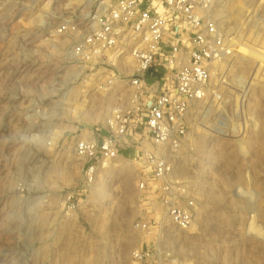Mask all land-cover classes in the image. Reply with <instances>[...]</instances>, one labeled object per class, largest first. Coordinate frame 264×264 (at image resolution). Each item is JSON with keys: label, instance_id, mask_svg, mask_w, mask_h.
<instances>
[{"label": "rangeland", "instance_id": "rangeland-1", "mask_svg": "<svg viewBox=\"0 0 264 264\" xmlns=\"http://www.w3.org/2000/svg\"><path fill=\"white\" fill-rule=\"evenodd\" d=\"M223 1L235 39L208 100L189 114L201 207L194 229L167 246L182 264H264V0ZM90 7L0 0V264H130L146 240L133 227L148 219L138 163L103 171L75 212L61 210L81 177L79 129L104 121L115 103L68 85L71 38L57 26Z\"/></svg>", "mask_w": 264, "mask_h": 264}, {"label": "built area", "instance_id": "built-area-1", "mask_svg": "<svg viewBox=\"0 0 264 264\" xmlns=\"http://www.w3.org/2000/svg\"><path fill=\"white\" fill-rule=\"evenodd\" d=\"M90 2L57 26L71 38L68 85L80 81L115 103L104 121L79 129L73 153L81 177L65 191L61 210L75 212L103 171L138 163L135 186L148 219L133 225L146 240L129 262L182 264L167 246L194 229L201 207L190 172L189 114L208 100L219 64L233 50L232 16L223 0ZM217 120L215 130L224 132Z\"/></svg>", "mask_w": 264, "mask_h": 264}, {"label": "bare ground", "instance_id": "bare-ground-1", "mask_svg": "<svg viewBox=\"0 0 264 264\" xmlns=\"http://www.w3.org/2000/svg\"><path fill=\"white\" fill-rule=\"evenodd\" d=\"M220 6H221L222 8H226V7L224 6V3H221ZM225 12L228 13V14H227V19H230V17L234 14L233 11H229L227 8L225 9Z\"/></svg>", "mask_w": 264, "mask_h": 264}]
</instances>
